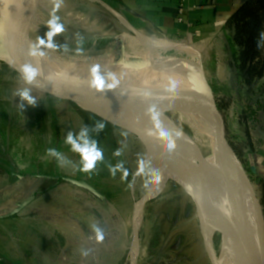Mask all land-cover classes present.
<instances>
[{
	"label": "rangeland",
	"instance_id": "obj_1",
	"mask_svg": "<svg viewBox=\"0 0 264 264\" xmlns=\"http://www.w3.org/2000/svg\"><path fill=\"white\" fill-rule=\"evenodd\" d=\"M65 4L69 7L68 11L64 10ZM72 5L70 0H57L56 34L58 38L54 43L56 49L75 58L92 54L101 56L113 47H119L121 50V41L116 38L119 35L114 36L115 38L107 41L106 44L92 45L89 42V36L86 35L88 34L86 29L78 28L83 26L82 21H79L80 16L70 13L71 8L77 10L79 5ZM100 33L99 31L93 36ZM147 38L152 42L140 43L128 36L123 39L126 51L125 62L129 64L157 58L180 59L194 62L198 69L197 57L200 56L206 79L217 97L228 139L249 170L253 182L256 183L248 164L247 155L250 153L251 146L247 143L251 139L256 143L259 132L264 131V81L256 84L253 93H249L243 87L241 77L229 66L233 47L230 49L224 38L214 43L209 41L202 44L197 41L191 44L186 39H176L174 42L161 36H147ZM157 41L166 42L168 45L160 47ZM182 45L188 49H180ZM184 64L186 63H179L181 67ZM6 68L8 67L0 64V192L16 182L15 177L6 178L3 174L5 171L22 172L25 169L46 173L56 171V173L87 178L100 190L111 195L115 203L114 212L116 211L120 218L118 221L111 222L109 217L108 247L104 248L103 242L100 244L99 247L105 250L98 264H129L127 258H129V250L133 242V228L131 229L129 222V212L133 203L130 189L132 186L135 187V200L138 201L147 185L145 183L142 187L140 183L139 187L135 180L137 171L141 169L145 158L143 146L136 138L124 135L104 123H102L104 128L101 131H94L95 125L101 123L100 121L88 114L64 111L63 106L40 94H37L38 98L31 99L32 102L29 103V99L25 100L21 95L23 90L20 91L26 85L19 82V76L15 72ZM220 104L227 106L223 110ZM140 106L145 111L144 116L149 126L158 133L165 132L164 137L176 144L174 140L179 133L169 116V108L146 102L141 103ZM244 111H247L248 115V125H246L248 129L241 120ZM85 127L88 128V135L90 133L96 137V146L103 153V158L97 160L94 167L89 170L84 168L86 161L83 160L81 153L74 151L72 146L66 143L69 131L74 136H78ZM49 149L57 154H49ZM117 152H119L118 155ZM197 192H200L199 189ZM199 194L205 205H199L197 197L190 195L182 184L169 179L165 180L158 195L149 200L143 209L144 218L139 228L138 264H211L207 254L210 239L212 250L215 256H218L224 229L223 222L218 215H211L208 210L210 203L208 198L204 193ZM63 195V193H56L54 197L61 199ZM204 210H207L208 214L204 213ZM91 223L94 227L96 222ZM66 225L70 227L69 223ZM71 227L75 232L72 242L81 238L84 240L81 228L74 226V223ZM20 231L26 232L25 237H21L22 246L29 249H27L26 259L28 264H32L33 258L41 257L38 252L39 243L31 237V232L26 225H20ZM207 231L211 233L209 239L205 235ZM56 241L60 251L66 249L65 242L60 243L58 235ZM84 246H86L85 243ZM69 249L71 252L66 254L67 259L73 263H79L73 259L75 258V253L71 250L73 248ZM42 256L45 255L42 254Z\"/></svg>",
	"mask_w": 264,
	"mask_h": 264
},
{
	"label": "water",
	"instance_id": "obj_2",
	"mask_svg": "<svg viewBox=\"0 0 264 264\" xmlns=\"http://www.w3.org/2000/svg\"><path fill=\"white\" fill-rule=\"evenodd\" d=\"M31 0H0V64L15 71L40 95L57 104L82 114L98 118L104 123L136 138L151 155L155 168L185 181L210 178L225 185L224 229L218 256L212 250L211 239L207 254L211 264H221L236 243L245 260L251 264H264V205L249 170L227 136L226 124L220 112L217 97L210 87L203 68L202 58L197 57L200 81H193L179 65L183 60L157 58L126 63L125 37L138 40L144 36L129 26L131 33L116 37L120 40V59L109 65L91 66L89 70L73 66L65 60L37 57L26 48V37L57 54L51 28L42 16L47 14L48 0L33 4ZM48 15V14H47ZM121 20L125 19L118 14ZM139 33V34H138ZM139 37V38H138ZM143 38H146L145 36ZM148 39V38H147ZM149 43V42H147ZM192 66L186 63L183 66ZM186 66V67H187ZM185 67V68H186ZM32 73V79H26ZM97 77L103 87L95 86ZM108 85H113L111 88ZM129 97H142L163 104H191L203 115L208 129L210 154L203 159L195 156L186 138L179 133L176 144L149 126L143 110L140 115L129 102ZM113 102L128 105L135 112V119L127 120L117 114ZM173 144V143H172ZM61 178L81 187L93 195H102L84 180ZM32 198L19 204L18 211ZM152 198L145 200L143 206ZM136 205V204H135ZM134 232V221H133ZM247 248V251L244 250ZM226 250V251H225ZM139 253V243L135 264Z\"/></svg>",
	"mask_w": 264,
	"mask_h": 264
},
{
	"label": "crops",
	"instance_id": "obj_3",
	"mask_svg": "<svg viewBox=\"0 0 264 264\" xmlns=\"http://www.w3.org/2000/svg\"><path fill=\"white\" fill-rule=\"evenodd\" d=\"M31 1L33 6L35 4L39 5L41 1L43 2V0ZM243 1L70 0L71 6H73L72 4H78L79 7L77 10L71 8L72 12H69L80 16H78L79 21H82L83 26H78V28L81 30L86 29V33H88L86 35L89 36L88 39L92 45L106 44L107 41L115 38L114 36L131 33L129 26L146 37L161 36L169 41L174 40V42H176V39H186L191 44H193V41L202 44L209 43V41L214 43L221 40V38L226 39V22L232 12ZM47 4L48 9L46 12L48 15H44L42 18L44 23L50 26L51 37L56 43L58 38L56 34L57 0H48ZM67 8L69 7L65 4L64 10L68 11ZM118 14L125 21L121 20ZM99 31L101 32L99 35L93 36ZM20 81L26 85L20 91L27 92L30 99L38 98L37 94L39 93L19 76ZM63 110L78 113L74 110H67L65 107ZM94 118L104 123L98 118ZM114 129L124 133V135H130L117 128ZM259 133L256 143L253 139L249 140L251 150L247 156L250 171L256 180L257 191L262 196L264 192V131ZM88 137L90 140H96V137L90 133ZM3 174L6 178L15 177L16 182L10 187H4L5 190L0 192V264H28L26 258L29 249L23 248L21 239V237H25L26 232H19L20 225L27 226L31 232V237L36 239L40 246L38 252L41 257L33 258L32 264L99 263L105 250L99 247L100 244L103 242V244L105 243L104 248L108 247L109 217L112 220L111 222L120 220L118 213L114 212L115 203L110 194L100 190L96 184L91 183L85 177L56 173V171L46 173L25 169L22 172L5 171ZM54 177H71L84 180L93 186L102 195V198L61 178L56 179ZM133 189L132 186L130 196L133 203L129 212L131 229L133 228V212L136 204ZM56 193H63V198H55ZM29 198L32 199L14 212L19 204ZM28 221L29 223H27ZM90 221L96 222L94 227H92L94 224ZM68 223L70 227H67L66 224ZM73 223L77 228H81L80 231L84 236V240L81 238L72 242V239L75 238V232L71 227ZM33 227H36L37 230ZM75 231L77 230L75 229ZM57 235L60 238V243L64 244L65 242V247L68 250L63 249L60 251L56 241ZM84 243L86 246H84ZM69 248H73L71 249L75 253L73 259L79 261V263H73L67 259L66 254L71 252ZM85 253L88 255L84 256ZM42 254L45 256H42Z\"/></svg>",
	"mask_w": 264,
	"mask_h": 264
},
{
	"label": "bare ground",
	"instance_id": "obj_4",
	"mask_svg": "<svg viewBox=\"0 0 264 264\" xmlns=\"http://www.w3.org/2000/svg\"><path fill=\"white\" fill-rule=\"evenodd\" d=\"M143 37L144 36L140 37V39L145 40L147 42H152L150 39H146L147 37L146 38ZM23 41L29 52L36 55L37 57H41V58L48 57L57 60L59 59L65 60L70 62L73 66L82 68L83 70H89L91 66H98V65L104 66V65L113 64L120 59V55H121V50H119V47H113L108 52H105L103 54L100 53L101 56H99L98 54H92L86 57L75 58L66 54L54 53L51 50L44 48L40 44L33 42L26 37L23 38ZM156 43L160 47H166L168 45L166 42L163 41H157ZM180 49L187 50L188 47L182 45ZM171 60H173V62L176 61L175 59H171ZM142 61H146V60H142ZM184 62L192 64V66L188 67L187 65H185L187 67L185 68L183 66L184 68L182 69H184V71L193 81L199 82L200 81L199 69H197L195 63L188 60H184ZM128 100L140 115L143 113V110L140 108L141 103L146 102V103L163 106V104L161 103L149 101L142 97H129ZM111 106L112 109L117 114L123 116L125 119L127 120L135 119V112H133V109L128 105L119 102H113ZM168 108L170 110L169 116H171L173 123L177 126L179 133H181L186 138L195 156L199 159H203L206 156H208L210 154V148L208 143V129L201 112L191 104H170ZM144 152H145L144 162L141 166V169L137 171L138 173L135 176V180L138 186L140 185V183L142 187L143 184L145 183H147V185L146 188L144 189L142 188L143 189L142 195L139 198V200L136 201L135 210L133 212L134 232H133V242L129 250V258H127L129 264H135V255L137 253L138 243H139V228L142 223V218H144L143 203L145 200L156 197L163 183L167 179L182 184L190 193V195L192 194L195 197H197L196 199L197 201L199 200L198 201L199 205L201 204L205 205L204 201L201 199L200 196L201 194H199V193H204L205 196L208 198L207 200H209L210 202L208 210L211 213V215L215 214L221 217V220L223 222L222 223L223 227L225 222L224 220L225 202L223 198V190L225 188V185L219 184L210 178H203L195 181H185L167 172H160L155 168L151 155H149L146 152V150ZM198 189L200 192H197ZM133 190L135 191V187ZM203 212L208 214L207 210H204ZM203 212L200 211V214L203 215ZM205 235L207 239L211 237V233L209 231L205 232ZM231 244H232L231 252L228 253V255H226V259L221 264H251L243 258L240 247L234 242H232ZM244 250L247 251V248L244 247Z\"/></svg>",
	"mask_w": 264,
	"mask_h": 264
},
{
	"label": "trees",
	"instance_id": "obj_5",
	"mask_svg": "<svg viewBox=\"0 0 264 264\" xmlns=\"http://www.w3.org/2000/svg\"><path fill=\"white\" fill-rule=\"evenodd\" d=\"M225 30L226 44L233 47L229 66L241 77L243 87L253 93L256 84L264 81V0H244L230 15ZM226 106L220 104L223 110ZM246 112L241 117L245 126ZM261 197L264 205V192Z\"/></svg>",
	"mask_w": 264,
	"mask_h": 264
},
{
	"label": "clouds",
	"instance_id": "obj_6",
	"mask_svg": "<svg viewBox=\"0 0 264 264\" xmlns=\"http://www.w3.org/2000/svg\"><path fill=\"white\" fill-rule=\"evenodd\" d=\"M262 37H264V33H262ZM29 81L32 79V73H29L28 76L26 77ZM95 86L98 89H101L103 87V81L100 77H97V80L95 82ZM113 85H108L109 88H111ZM21 95L25 99H29V103H31V99L28 97V93L24 92L21 93ZM104 128V124L102 123H97L95 125V128L93 129L96 132L101 131ZM160 135L163 137L166 135L165 132L161 131ZM66 143L70 144L72 146V149L74 151H77L81 153L82 158L86 163L84 164V168L86 170L92 169L94 167V164L97 160H101L103 158V153L100 149L97 148L96 142L94 140H89L88 139V128L85 127L83 128L78 136H74L71 131L68 132L67 137H66ZM169 148L174 147V144L170 143L168 145ZM49 154L56 155L54 150L49 149L48 150ZM117 155L119 152L116 153Z\"/></svg>",
	"mask_w": 264,
	"mask_h": 264
},
{
	"label": "built area",
	"instance_id": "obj_7",
	"mask_svg": "<svg viewBox=\"0 0 264 264\" xmlns=\"http://www.w3.org/2000/svg\"><path fill=\"white\" fill-rule=\"evenodd\" d=\"M182 2L184 1V0H181Z\"/></svg>",
	"mask_w": 264,
	"mask_h": 264
}]
</instances>
